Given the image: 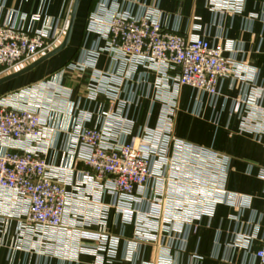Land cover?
Returning <instances> with one entry per match:
<instances>
[{
  "label": "built area",
  "instance_id": "1",
  "mask_svg": "<svg viewBox=\"0 0 264 264\" xmlns=\"http://www.w3.org/2000/svg\"><path fill=\"white\" fill-rule=\"evenodd\" d=\"M244 5L245 0L208 2L213 12L221 14H242ZM22 21L17 13L7 22L0 21V79L52 52L67 31V24L61 25L59 20L39 31L26 30ZM88 28L105 40L106 47H95L85 55L86 60L68 69L92 71L90 98L104 95L119 108L105 113L103 128L86 127L91 117L85 113L77 121L70 148L83 168L75 170L48 163L50 131L36 97L23 94L1 100L0 202L23 210L12 216L0 209V221L16 217L22 236H31L39 250L51 245L50 240L57 241V236L68 235L63 248L67 257L86 254L104 264L118 257L120 239L84 228L105 227L113 208L136 228L126 261L136 264L141 245L152 243L159 250L158 260L144 264H176L178 256L187 251L190 237L197 235L203 220L214 218L218 206L243 212L251 203L250 198L226 190L227 157L174 138L180 91L188 87L216 100L225 79L240 81L244 87L233 103L232 114L239 117L241 129L260 142L264 137V86L256 87L257 70L225 57V52L240 53L233 45L222 48L198 36L184 37L165 27L158 10L140 6L134 12L123 8L120 0H100ZM101 52L110 56L106 72L95 69ZM146 70L156 75L154 90L164 107L156 128L132 136L126 109L137 105L136 90L149 79ZM60 95L65 96L54 95L48 104ZM107 195L113 203L105 207L102 198ZM83 207L97 212L85 217ZM239 225L233 246L250 250L257 238L251 233L253 225ZM81 240L95 245H81ZM253 256L257 264H264V233ZM192 260L202 259L194 255Z\"/></svg>",
  "mask_w": 264,
  "mask_h": 264
},
{
  "label": "crops",
  "instance_id": "2",
  "mask_svg": "<svg viewBox=\"0 0 264 264\" xmlns=\"http://www.w3.org/2000/svg\"><path fill=\"white\" fill-rule=\"evenodd\" d=\"M75 0H0V21L7 22L13 13L21 18L26 30L39 31L51 22L59 20L61 25L70 21L71 10ZM113 1V0H111ZM100 0H81L73 34L68 47L46 61L32 72L0 86V101L15 95L30 94L35 103L40 102L46 115V124L50 131L51 149L47 161L51 166L69 167L75 170L83 164L71 154L70 135L83 113L90 121L89 128H103L107 123L105 113L111 108L116 111L119 104L110 102L104 95L96 100L90 98L88 87L92 71L79 73L67 69L64 62H81L85 55L95 47L104 49L106 42L98 33L89 31L88 22L97 9ZM209 0H120L123 8L140 6L158 10L163 16V24L169 30H177L184 37L198 36L212 46L225 47L233 45L236 54L225 52L227 58L245 63L251 70H257L256 87L264 86V0H245L242 14L217 13L208 6ZM256 16L257 18L253 19ZM110 66V56L101 52L95 69L106 72ZM23 69V68H21ZM19 69V70H21ZM18 70V71H19ZM143 69H139V74ZM148 81L138 88L137 105L128 111L132 122V136H137L145 129L158 126L163 110V102L156 97L154 83L156 75L147 71ZM133 88L134 83L129 84ZM244 85L231 78L221 85V96L213 100L208 95L199 94L191 88L181 89L178 98V111L174 117L173 136L177 140L207 148L227 157L229 169L226 190L251 199L249 210L220 205L212 220H203L197 235L191 236L187 251L180 254L176 264H222L228 260L231 264H257L254 254L260 248V239L264 233V137L258 142L241 129L239 117L232 114L234 101L241 96ZM136 89V88H135ZM64 94L48 101L54 95ZM45 119V118H44ZM0 141V151L2 149ZM1 198V197H0ZM103 205L112 206L110 196H103ZM0 202V209L5 208L15 216L23 208ZM7 205V206H6ZM20 207V206H19ZM100 209V208H97ZM84 216L96 214V210L83 207ZM5 219V220H2ZM0 221V264H98L93 256L82 254L77 259L67 257L65 243L68 235L57 236L40 250L35 247V240L19 231L16 217L2 218ZM252 223L251 233L257 238L250 250L233 246L240 225ZM88 232L107 233L120 239L118 257L104 264H131L125 260L128 244L133 241L136 228L127 224L116 210L109 209L105 227L85 226ZM81 245L93 247L94 242L81 240ZM70 246H76L71 243ZM67 247V246H66ZM236 247V248H235ZM197 255L202 260L193 261ZM159 250L155 244L143 243L136 264L156 262ZM75 259V260H74ZM176 259V258H175Z\"/></svg>",
  "mask_w": 264,
  "mask_h": 264
},
{
  "label": "water",
  "instance_id": "3",
  "mask_svg": "<svg viewBox=\"0 0 264 264\" xmlns=\"http://www.w3.org/2000/svg\"><path fill=\"white\" fill-rule=\"evenodd\" d=\"M81 0H75L72 10H71V15H70V21L68 24V28L64 37L63 42L60 44V46H58L56 49H54L52 52L46 54L45 56L39 58L37 61L33 62L32 64L26 66L25 68L10 74L6 77H3L0 79V86L9 83L15 79H18L30 72H32L33 70H35L36 68H38L40 65H42L43 63H45L46 61L54 58L55 56H57L58 54H60L61 52H63L69 45L70 41H71V37L73 34V29H74V24H75V20L77 18V13L79 10V6H80Z\"/></svg>",
  "mask_w": 264,
  "mask_h": 264
},
{
  "label": "rangeland",
  "instance_id": "4",
  "mask_svg": "<svg viewBox=\"0 0 264 264\" xmlns=\"http://www.w3.org/2000/svg\"><path fill=\"white\" fill-rule=\"evenodd\" d=\"M64 40V39H63ZM63 42V41H62ZM60 46V45H59ZM72 61V59L70 58L69 60H67L66 62H64L62 65L64 66V65H67V69H68V66H70L71 64H73V62H71ZM65 67V66H64ZM3 99H5V98H3Z\"/></svg>",
  "mask_w": 264,
  "mask_h": 264
}]
</instances>
